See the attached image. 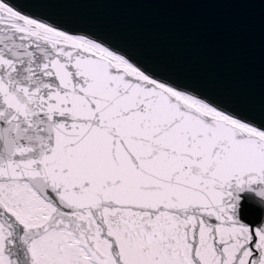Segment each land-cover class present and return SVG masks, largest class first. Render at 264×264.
Wrapping results in <instances>:
<instances>
[{
	"label": "snow or ice",
	"instance_id": "obj_1",
	"mask_svg": "<svg viewBox=\"0 0 264 264\" xmlns=\"http://www.w3.org/2000/svg\"><path fill=\"white\" fill-rule=\"evenodd\" d=\"M17 2L0 0V264H264V125Z\"/></svg>",
	"mask_w": 264,
	"mask_h": 264
},
{
	"label": "water",
	"instance_id": "obj_2",
	"mask_svg": "<svg viewBox=\"0 0 264 264\" xmlns=\"http://www.w3.org/2000/svg\"><path fill=\"white\" fill-rule=\"evenodd\" d=\"M156 77L264 125V0H18ZM261 209H249L258 220Z\"/></svg>",
	"mask_w": 264,
	"mask_h": 264
}]
</instances>
